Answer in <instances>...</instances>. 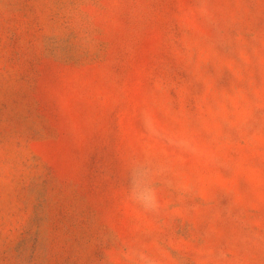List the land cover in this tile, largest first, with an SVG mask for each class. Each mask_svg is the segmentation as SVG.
Wrapping results in <instances>:
<instances>
[{
  "label": "rangeland",
  "instance_id": "obj_1",
  "mask_svg": "<svg viewBox=\"0 0 264 264\" xmlns=\"http://www.w3.org/2000/svg\"><path fill=\"white\" fill-rule=\"evenodd\" d=\"M0 264H264V0H0Z\"/></svg>",
  "mask_w": 264,
  "mask_h": 264
}]
</instances>
